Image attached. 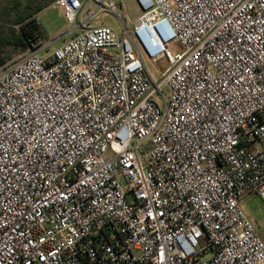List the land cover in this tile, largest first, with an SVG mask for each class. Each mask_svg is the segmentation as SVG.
<instances>
[{"label": "built area", "instance_id": "built-area-1", "mask_svg": "<svg viewBox=\"0 0 264 264\" xmlns=\"http://www.w3.org/2000/svg\"><path fill=\"white\" fill-rule=\"evenodd\" d=\"M135 1L0 70V264H264V0Z\"/></svg>", "mask_w": 264, "mask_h": 264}, {"label": "rangeland", "instance_id": "rangeland-1", "mask_svg": "<svg viewBox=\"0 0 264 264\" xmlns=\"http://www.w3.org/2000/svg\"><path fill=\"white\" fill-rule=\"evenodd\" d=\"M112 1L117 6V12L114 11L112 13L107 9L108 0H91L90 3L88 0H85V5L79 19L91 27L108 25L119 33H123L126 25L131 30L142 14L141 8L135 0ZM36 19L40 25L43 35L42 38H38L36 42L33 41L27 52L22 53L14 48H10L9 51H13V61H17L22 55L27 53H37L38 51L51 52L64 41L70 39V33L74 31L75 26L80 21L78 20L76 25L69 24L64 17L63 9L56 5L43 10L37 15ZM169 51L172 55H176L182 51V48L178 43H172L169 46ZM6 53L9 54L8 48L6 49ZM147 66L149 72L156 79L166 69L168 63L163 59L157 63L148 62ZM163 92L167 94L166 89H163ZM154 99L162 103L159 95H156ZM240 205L247 218L253 224L259 237L264 240V198L260 195L246 196L241 200Z\"/></svg>", "mask_w": 264, "mask_h": 264}, {"label": "trees", "instance_id": "trees-1", "mask_svg": "<svg viewBox=\"0 0 264 264\" xmlns=\"http://www.w3.org/2000/svg\"><path fill=\"white\" fill-rule=\"evenodd\" d=\"M58 0H0V67L10 58V48L27 51L33 41L42 38L34 16Z\"/></svg>", "mask_w": 264, "mask_h": 264}, {"label": "crops", "instance_id": "crops-1", "mask_svg": "<svg viewBox=\"0 0 264 264\" xmlns=\"http://www.w3.org/2000/svg\"><path fill=\"white\" fill-rule=\"evenodd\" d=\"M53 5H56V2L52 3V4L49 5L48 7L53 6ZM56 6H57V5H56ZM48 7H46L45 9H47ZM45 9H43V10H45ZM43 10H42V11H43ZM42 11H41V12H42ZM41 12H39V13H41ZM39 13H38V14H39ZM38 14H36V15L34 16V19L37 18V15H38ZM36 20H37V19H36ZM63 43H64V42H63ZM63 43H62V44H63ZM62 44H60L59 46H61ZM59 46H58V47H59ZM56 48H57V47H56ZM18 51L23 53V51H20V50H18ZM12 52H13V51H9L10 54H11ZM25 52H27V51H25ZM22 56H23V55H22ZM22 56H21V57H22ZM12 57H13V53L11 54V58H10V59H9V60H8L3 66L0 67V70H1L5 65H7V64H9V63H11V62H15V61H13ZM21 57H20V58H21ZM18 60H19V59H18ZM262 197H263V196H262ZM263 198H264V197H263ZM262 240H263V239H262ZM263 241H264V240H263Z\"/></svg>", "mask_w": 264, "mask_h": 264}]
</instances>
